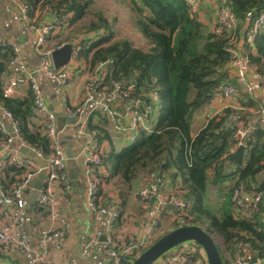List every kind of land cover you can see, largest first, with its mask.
Instances as JSON below:
<instances>
[{
    "label": "trees",
    "instance_id": "16d2710c",
    "mask_svg": "<svg viewBox=\"0 0 264 264\" xmlns=\"http://www.w3.org/2000/svg\"><path fill=\"white\" fill-rule=\"evenodd\" d=\"M25 1L31 15L36 9L41 12L50 8L59 22L78 24L87 15H92L93 18L81 26L92 32L100 30L102 34L92 41L81 42V57L92 63L110 61L104 84L110 86L112 79L135 83V96L148 101H151L150 93L159 96L154 132H143L136 143L126 145L120 151L111 145L102 164L109 175L101 173L102 184L118 177L130 183L142 171L160 172L159 176H162L164 170H174L170 176L180 175L179 193L189 204L187 223L201 226L217 245L220 243L218 248L223 264H232L242 242H249L264 258V205L261 204L250 219H241L235 216L236 206L232 201L233 190L239 185L243 186L244 192L260 193L264 199V126L260 120L252 121L249 112L229 106L210 117L195 137L191 136L195 112L210 102L222 83L236 88L238 103L256 106L253 94L247 92L236 77L229 76L228 66L232 63V55L227 50L230 34L207 32L197 17L198 12H193L186 0H120L129 8L134 27L149 45L148 49H142L128 38L117 37L115 18L110 20L101 10L93 11L94 0ZM227 3L236 17L238 38L247 21L255 20L264 11V0H227ZM65 15L68 17L63 18ZM242 53H247L253 70L264 80V28L256 33L253 42L247 44ZM14 55L15 46L0 40V104L18 122L21 138L48 154L51 152L50 140L41 134L33 120L31 89L26 88L21 96L5 97L3 94L4 79L9 74L7 65ZM96 113L101 121L92 124L91 117L89 125L99 127L103 137L110 140L105 130V115L101 111H94ZM240 125L249 130L241 160L233 162L230 150L238 143ZM3 139L0 132V140ZM3 173L0 181L10 188L18 181L22 170L9 166ZM210 187L217 190L219 202L216 208L209 199ZM99 195L107 205L108 195H103L102 187ZM32 218L30 223L37 219L36 216ZM163 234L152 239L151 244ZM191 246L194 248L185 249L179 245L162 257L168 258L173 250L181 249L180 258L188 255L190 263L197 264L201 260L202 247L194 242Z\"/></svg>",
    "mask_w": 264,
    "mask_h": 264
},
{
    "label": "built area",
    "instance_id": "2783aa9c",
    "mask_svg": "<svg viewBox=\"0 0 264 264\" xmlns=\"http://www.w3.org/2000/svg\"><path fill=\"white\" fill-rule=\"evenodd\" d=\"M193 12L200 9L199 0H186ZM215 3L216 16L212 27L215 34L229 33L228 52L232 55V63L235 65V77L243 88L253 93L254 90L264 88L263 76L255 73L257 82H249V72L253 69L249 62L247 53H242L238 48L239 38L236 36L237 21L229 7L227 0H210ZM16 6L20 12V18L25 28L38 30L36 41V53L43 62L40 70L43 76L51 83L66 89L74 71L78 68L79 77L84 80L83 103L75 112L81 114L82 108L90 106V111H101L106 119L105 130L110 140L103 137L99 127H91L88 120L76 122V132L83 138V171L85 177V200L91 211V226L89 232L82 242L81 254L90 255L94 248L104 244L110 254L111 261L106 264H130L139 256L152 242L151 235L158 229L159 221L155 218L150 225L147 238L140 243L132 240H120L116 234V221L119 209L116 205H106L99 190L103 186L101 173L103 170V159L108 154L109 148L118 146L119 143L132 145L137 142L139 136L145 132L150 134L155 130V110L159 96L150 93L151 101L135 96V83H123L115 79L111 85L104 84V77L109 75V60H100L92 63L81 57L82 45L80 42L72 44L73 51L69 62L56 68L52 61L54 49L69 44L62 41L57 47L48 45L52 34L60 27L58 19L55 21L41 19L37 21L31 15L30 6L25 0H8ZM42 13H52L50 8H45ZM53 14V13H52ZM65 15L63 18H67ZM264 28V11L255 20L249 22L248 27L243 30L242 36L245 44H251L256 33ZM9 74L5 76L3 94L5 97L15 96L23 79L31 89L33 96V120L38 125L42 135L50 140L51 152L44 154L40 149L32 147L20 136L18 122L13 119L3 105L0 104V113H3L8 122L0 119V132L4 139L0 140V176L4 175L9 166L22 170L17 182L10 188H6L0 181V253L3 262L0 264H17L12 259L25 255L34 250L31 264H49L52 261V247L55 250L63 247V239L70 229L69 222L63 214L58 201L57 189L63 193L71 191L72 186L67 173V157L60 143V130L57 124V115L47 102L44 90L39 84L37 74L32 70L20 56L18 48L15 47V55L8 62ZM76 70V71H77ZM143 94V92H142ZM141 94V95H142ZM228 101L229 106L238 103L237 90L231 84L222 83L217 88V93L212 97L209 104ZM74 112V113H75ZM258 112L262 115L260 121L264 126V108ZM9 125L13 131H9ZM248 127H240L237 131L238 143L231 148L234 154L240 145H244ZM28 147L34 151L37 157L44 161L40 166L30 157L22 154L21 148ZM44 170L45 178L39 190V201L29 211L27 197L32 190V183L36 176ZM136 196L143 204L157 202L161 207L172 206L178 226L187 225L188 202L176 192H165L149 185H144L136 191ZM232 201L236 206L235 216L241 219H250L260 205H264L262 194H250L244 192L242 185L233 190ZM39 210V213H36ZM37 219L30 223L32 217ZM104 221L105 229L101 228ZM106 236L102 241V236ZM255 261H252V258ZM201 260L207 264L204 249H201ZM190 263L189 256L184 255L180 260L168 261V264ZM191 264V263H190ZM232 264H264V258L253 249L249 242H242L239 250L232 259Z\"/></svg>",
    "mask_w": 264,
    "mask_h": 264
},
{
    "label": "crops",
    "instance_id": "0c3cea01",
    "mask_svg": "<svg viewBox=\"0 0 264 264\" xmlns=\"http://www.w3.org/2000/svg\"><path fill=\"white\" fill-rule=\"evenodd\" d=\"M199 1L200 9L198 10V19L203 23L205 30L207 32H211L216 16L215 3L210 0ZM126 8L130 15L129 8L127 6ZM32 16L37 21L43 18L55 21L58 18L55 13H42L39 9H36ZM101 34L102 31L100 30L98 32H92L82 29L78 26V24H71L70 22L66 23L64 21L60 22L58 30L55 31L49 38L48 45L57 47V42L64 40L68 41L71 45L76 42L81 43L84 40L92 41ZM140 36H142L141 33ZM37 38L38 30L25 28L20 18L19 9L16 6L11 5L8 0H0V40L5 42L8 41L18 48L20 56L24 59L27 65L36 72L37 79L40 86L44 90L50 107L52 108V100L59 97L67 115L69 117L76 118V122L78 120H83L84 116V118L88 120V124L91 117L92 124H98L101 121V117L97 115L98 113L94 114V112H91L90 106L82 108L81 114L75 112L77 108L82 106L84 96V80L79 77L77 70L79 67L76 68L77 71H74L66 89H63L46 80L40 70V66L43 65V62L38 58L36 53L35 45ZM147 47H149V45H147ZM238 48L240 51H244L247 48V44H245L242 35H240L238 41ZM228 69L229 76L231 78H235V65L231 63L228 66ZM254 72L255 71L253 69L249 72V82L252 85L257 82V77ZM28 87L27 83L22 79L16 96L23 95ZM252 94L257 101L255 107L243 106L241 102L236 103L233 107L240 109L241 111L249 112L250 119L258 122L262 115L260 113L259 115H256V112H258L260 108H264V88L254 90ZM228 104V101L217 102L214 104L208 103L196 111L193 116L191 136L195 137L205 126L207 120L210 117L222 112ZM0 119L8 122L3 113H0ZM75 124L71 125L66 123L63 128L60 129L59 135L60 143L64 149L66 157L68 153H71L73 159L76 160V166L75 169H73L75 174H72L73 170L69 167V156L67 157V173L72 186L71 191L63 193L62 190L57 189L59 206L70 225L68 232L70 236L67 245L63 244L62 248L64 249L60 253H52V261L49 264H106L111 261L112 257L108 253L104 244H100L94 248L93 252L88 256H83L81 254V245L89 232L92 218L91 211L87 207L85 200V177L83 171L84 140L78 136L75 127V129L72 130L68 129V126H76ZM65 131H70V134L73 137L72 141L67 145H63L61 141ZM119 145H122L121 148L118 147ZM118 146L113 148L120 151L126 145L121 142ZM173 171L174 170H164L162 172V176H159L160 172L142 171L131 179L130 183L118 177L112 179L109 183L103 184L102 193L104 196L108 195V199H106V202L108 203L107 205L110 206L116 204L120 209V215L115 224L116 234L120 240H132L133 243H140L145 240L150 232V225L155 218L159 221V227L151 235L152 239L177 227L176 217L174 215L173 208L170 207L171 205L161 207L157 202H153L149 205L143 204L135 194L136 191L144 185L164 190L167 193L181 192L179 190L181 187V177L180 175H177L172 178L170 176V172ZM102 173L106 176L109 175V172L104 166ZM74 182H76L75 186L73 184ZM113 184H116V187H113ZM212 188L214 187H210L209 193L213 191ZM214 191L216 195L217 190L215 188ZM101 228L103 230L105 229L104 221L101 223ZM72 232L73 235L71 234ZM192 243L193 242H186L183 244V247L185 249L194 248V246H191ZM180 250L181 249L173 250L168 258H159L155 264H168L170 259L179 261L180 257L178 253ZM33 254L34 250L30 253L19 256L15 260H12L17 264H31ZM2 259L3 258L0 256V262L4 261ZM197 264H204V262L200 260Z\"/></svg>",
    "mask_w": 264,
    "mask_h": 264
},
{
    "label": "water",
    "instance_id": "95a60500",
    "mask_svg": "<svg viewBox=\"0 0 264 264\" xmlns=\"http://www.w3.org/2000/svg\"><path fill=\"white\" fill-rule=\"evenodd\" d=\"M249 21L244 26V30L248 27ZM73 46L71 44H65L58 47L52 52V61L56 68H59L67 64L71 58ZM52 109L57 115L58 129L60 130L67 124L74 125L76 118L69 117L62 106L61 99L56 97L52 100ZM9 131H13V126L9 125ZM245 145H240L236 152L231 156V161L239 162L243 155ZM22 154L27 155L41 167L44 166V161L37 157L36 153L30 150L28 147H22ZM45 178V172L42 170L34 179L32 183V190L27 197L28 209L31 211L39 201V190L42 186V181ZM172 207V206H170ZM106 236H102L101 240L105 241ZM186 242H194L199 244L205 251L207 264H223V260L215 239L205 231L201 226L197 224H187L184 226H178L167 233L163 234L148 248H146L139 256H137L130 264H154L160 257L166 252L176 248L179 245H183ZM255 261V258H252Z\"/></svg>",
    "mask_w": 264,
    "mask_h": 264
},
{
    "label": "rangeland",
    "instance_id": "374dc122",
    "mask_svg": "<svg viewBox=\"0 0 264 264\" xmlns=\"http://www.w3.org/2000/svg\"><path fill=\"white\" fill-rule=\"evenodd\" d=\"M92 10H101L110 20H113L115 18V27L117 29V32L119 33L117 37H123L128 38L131 40L134 44V46L142 48V49H148L147 42L143 38V36H140L139 31L134 27L133 20L129 15V12L127 11V8L125 4H123L120 0H94V3L92 5ZM198 17V16H197ZM92 15H87L85 20L80 21L78 23V26H81L82 24L89 22L92 19ZM82 29H85L81 26ZM83 116V120H84ZM76 126H68L69 130L75 129ZM73 139L72 135L70 134V131H65L64 135L61 138L62 144L67 145L69 142H71ZM122 145H119L118 147L121 148ZM67 154V153H66ZM69 156V167L73 170L76 166V160L73 159V156L71 153L67 154V157ZM72 174H75V171H72ZM79 182V181H78ZM77 182V183H78ZM74 186L76 185V182L73 183ZM213 191L209 193V199L211 201L212 207L216 208L219 202V198H216L214 188H212ZM73 235V232L71 233ZM70 234L67 233V235L64 237L63 244L67 245L68 239ZM218 245L220 246V243L218 242ZM64 248L55 250L52 247V253L58 254L60 253Z\"/></svg>",
    "mask_w": 264,
    "mask_h": 264
},
{
    "label": "clouds",
    "instance_id": "9594fccd",
    "mask_svg": "<svg viewBox=\"0 0 264 264\" xmlns=\"http://www.w3.org/2000/svg\"><path fill=\"white\" fill-rule=\"evenodd\" d=\"M243 29H244V27H243Z\"/></svg>",
    "mask_w": 264,
    "mask_h": 264
}]
</instances>
